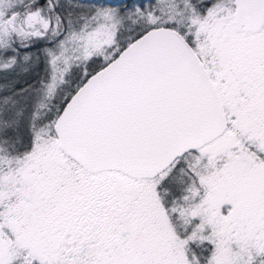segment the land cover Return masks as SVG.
Segmentation results:
<instances>
[{
    "label": "snow or ice",
    "instance_id": "snow-or-ice-1",
    "mask_svg": "<svg viewBox=\"0 0 264 264\" xmlns=\"http://www.w3.org/2000/svg\"><path fill=\"white\" fill-rule=\"evenodd\" d=\"M0 264H264V0H0Z\"/></svg>",
    "mask_w": 264,
    "mask_h": 264
}]
</instances>
